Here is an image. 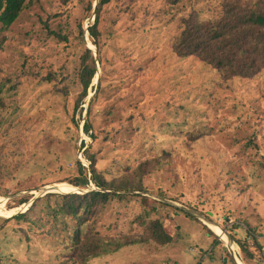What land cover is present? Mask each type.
<instances>
[{
    "label": "rangeland",
    "instance_id": "374dc122",
    "mask_svg": "<svg viewBox=\"0 0 264 264\" xmlns=\"http://www.w3.org/2000/svg\"><path fill=\"white\" fill-rule=\"evenodd\" d=\"M98 1L27 0L16 22L0 24V200L20 209L0 216V260L75 264L77 221L59 213L56 195L103 191L69 182L80 174L77 161L92 175L93 157L107 179L146 164V190L118 193L151 199H112L89 221L94 231L121 238L159 217L174 240L126 247L93 264H237L205 219L231 235L242 264H264V70L224 80L198 57L173 52L183 19L193 11L216 19L223 0H111L99 23L102 62L94 55L98 72L79 104L80 58L88 46L97 53L88 28ZM96 92L90 137L83 126ZM60 184L77 190L51 189ZM154 200L196 212L217 241L182 212L158 205L149 215ZM235 239L255 258L246 261Z\"/></svg>",
    "mask_w": 264,
    "mask_h": 264
},
{
    "label": "trees",
    "instance_id": "16d2710c",
    "mask_svg": "<svg viewBox=\"0 0 264 264\" xmlns=\"http://www.w3.org/2000/svg\"><path fill=\"white\" fill-rule=\"evenodd\" d=\"M26 2L27 0H0V24L2 27L8 28L17 21L27 6ZM110 2L111 0L98 1L94 24L88 28L90 39L97 48V62L99 63L102 62L99 42L101 38L100 17L103 7ZM83 35L84 31L80 26L79 37L82 42ZM173 52L182 59L198 57L202 62L218 71L224 80L254 78L264 70V0H223L221 14L213 20H200L198 13L193 11L182 21V29L173 43ZM80 59L76 82L82 89L78 100L79 104L87 97L88 89L98 72L96 59L91 49L87 47ZM96 97L97 92L90 101V107L87 111L88 118L83 126L84 133L90 137L92 130L91 104L95 102ZM89 160L91 161L92 175L89 177L86 168L77 161L80 174L76 178L70 179L69 182L81 189H85L93 182L96 187L103 191L56 195L63 203L59 213L69 215L77 221L74 234L71 236L75 248L70 256V259H74L75 264H93L91 261L94 257L116 253L123 248L149 243L151 240H155L161 245L174 242L173 237L165 231L159 217L150 220L142 219L144 224L142 233H134L121 238H105L95 232L94 225L90 224L89 221L112 199L124 200L131 197H141L143 204L151 199L146 196L118 193L146 190L142 185L143 175L148 169L146 164L141 165L139 171L137 170L132 174L107 179L96 167V160L93 157H89ZM155 164L162 166L160 160ZM153 203V207L148 210L149 215L158 212V205L172 209L176 214L182 212L200 223L206 229L207 234L213 236L217 241L216 234L192 214L156 200ZM19 217H25L24 220L27 219V215L18 216L17 219ZM85 224L87 229L84 231L83 226ZM235 242L240 248L241 255L247 259L244 258L246 261L255 258L247 242L240 239H235ZM211 247L209 252H215L214 243ZM0 264L5 263L0 260Z\"/></svg>",
    "mask_w": 264,
    "mask_h": 264
},
{
    "label": "bare ground",
    "instance_id": "6f19581e",
    "mask_svg": "<svg viewBox=\"0 0 264 264\" xmlns=\"http://www.w3.org/2000/svg\"><path fill=\"white\" fill-rule=\"evenodd\" d=\"M50 188V187H49ZM51 189H53V191H58V192H72L73 190H77L75 187H71L69 185H66V184H60V185H56L54 187H52ZM79 192V191H78ZM30 205V204H29ZM28 205L26 204L25 206H23L21 208L24 209L26 208ZM17 210H20V209H12V210H7L4 205H3V199L0 200V216H4V217H7V215H10V214H14ZM211 225L213 231L225 242L227 243L229 246L231 245L232 246V250L235 251V247L233 245L232 242H230L228 240V236L225 234V232L222 230V228H220L218 225L214 224V223H208ZM237 261V264H242L240 262V260L237 258L236 259Z\"/></svg>",
    "mask_w": 264,
    "mask_h": 264
},
{
    "label": "water",
    "instance_id": "95a60500",
    "mask_svg": "<svg viewBox=\"0 0 264 264\" xmlns=\"http://www.w3.org/2000/svg\"><path fill=\"white\" fill-rule=\"evenodd\" d=\"M96 7H97V4H96V6H95V10H96ZM88 43L86 42V45H87ZM88 46V45H87ZM88 48H89V46H88ZM89 49H91V48H89ZM92 50V49H91ZM93 51V50H92ZM96 50L94 51V55L96 56ZM185 211L186 212H188V213H190V214H192V215H197V216H199L200 217V215H198L196 212H194V211H191V210H188V209H185ZM204 220V219H203ZM204 222H206V224H208V223H213V222H211L210 220H208V219H205L204 220ZM224 230V229H223ZM225 231V230H224ZM225 233H226V235L228 236V240L230 241V242H234L233 241V239H232V237H231V235L228 233V232H226L225 231ZM232 248V246L230 245H228L227 244V246L226 247H224V249H227L230 253H231V255L233 256V258H234V260H235V262H236V258L237 257H235V255H234V251L231 249ZM237 263V262H236Z\"/></svg>",
    "mask_w": 264,
    "mask_h": 264
}]
</instances>
